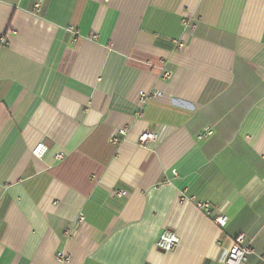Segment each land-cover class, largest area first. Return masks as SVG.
Instances as JSON below:
<instances>
[{"label":"crops","instance_id":"0c3cea01","mask_svg":"<svg viewBox=\"0 0 264 264\" xmlns=\"http://www.w3.org/2000/svg\"><path fill=\"white\" fill-rule=\"evenodd\" d=\"M240 233L264 264V0H0V264H223Z\"/></svg>","mask_w":264,"mask_h":264},{"label":"built area","instance_id":"2783aa9c","mask_svg":"<svg viewBox=\"0 0 264 264\" xmlns=\"http://www.w3.org/2000/svg\"><path fill=\"white\" fill-rule=\"evenodd\" d=\"M36 6L37 9L40 8V4H37ZM183 24L185 28H189V27L193 28L196 26L188 18H185L183 20ZM71 31H73L74 34H77V31H74L73 27H71ZM2 40H5V38H2ZM172 42L179 49L185 46V43L182 40H172ZM171 76H172L171 71H166L165 73H163L164 78H170ZM159 94H160L159 91H152L150 93H141V100L145 101ZM213 133L214 130L212 127H206L199 135V138L203 139L205 137H209ZM117 134L125 135L126 131L125 129L117 130L112 137V142L114 143L119 142L117 138ZM154 139H155V135L151 131H146L140 136V142L142 144H145ZM48 150L49 147L46 143H39L38 145H36V147L33 149L32 152L37 157H43L48 152ZM54 156L55 159L61 160L64 157V153L56 152ZM182 199L193 202L199 210H201L205 215L210 217L215 224L219 225V227H224L227 224V219H228L227 216L222 212L214 211V207L210 201L198 200L194 195L182 196ZM80 220H82V217ZM245 238H246L245 233H240L235 237V240L229 250L228 257L223 264H243L248 260V257L254 253V249L249 244H245ZM179 242L180 239L177 236V234L170 229L162 230L156 239L157 247L165 252L175 249L176 246L179 244ZM70 259H71L70 255H67L62 252L58 253L59 261L68 262Z\"/></svg>","mask_w":264,"mask_h":264}]
</instances>
